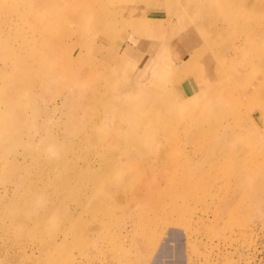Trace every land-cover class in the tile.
I'll list each match as a JSON object with an SVG mask.
<instances>
[{"label": "rangeland", "instance_id": "obj_1", "mask_svg": "<svg viewBox=\"0 0 264 264\" xmlns=\"http://www.w3.org/2000/svg\"><path fill=\"white\" fill-rule=\"evenodd\" d=\"M9 1L0 0V7ZM38 1L41 4L42 0ZM185 1L188 8L193 4ZM205 1L223 10V15L227 14L228 7L222 0H201V3ZM143 2L154 4L155 0ZM230 2L233 16L226 20L228 24L222 25L217 20L205 24L192 20L190 10L182 4L173 7L174 10L145 11L146 19L163 22L161 34L167 33L178 20L188 21L183 34L196 25L204 29L200 34L189 35L190 42L196 44L193 48L180 41L181 38L173 42L172 56L179 54L186 60L188 48L189 53L201 50V56L194 60L195 64L187 66L189 71L184 70L187 73L184 79L179 77L175 83L168 79L162 84L159 83L166 68L157 76L151 75L152 68L148 64L157 63L155 58L162 45L158 38L161 37L138 36L130 28L121 29L123 23L113 18L114 11L109 8L119 6L93 3L86 7L82 0H77L70 3L76 7L71 8L72 13H78L76 21L62 23L54 19V10L41 17L28 15L25 8L32 5L23 0L18 9L7 11L3 19L0 18V35L9 33L6 38L0 37V43L5 50L14 49L10 58L0 54V98L11 97L10 105H0L4 117L0 125L10 130L0 147V264H264V0ZM92 10L103 17V23L114 24V27L104 37L98 27L94 29L93 46L90 52L80 56L78 64L75 62L74 70L86 66V71L88 65L98 71L114 67L115 51L119 54L125 43L132 44L124 62L133 65L132 69L124 70L131 73L118 71L122 77L118 75L114 80L116 91L137 81L140 86L148 85L151 91L158 90L159 84L163 87L161 94L173 91L178 98L186 96L189 89L195 91L198 87L189 76L198 75L206 66L209 52L217 58L222 56L215 49L218 42L214 28L239 29L234 37V32L230 33V39L240 40L239 52L234 64L227 63L239 73L235 85L241 87V72L246 64L251 68L252 77L248 82L249 93L238 96L235 119L217 103L202 114L200 109L192 107L190 112L196 118L181 122L188 126L186 134H194L192 140H188L187 134L183 142L177 132L171 145L159 147L152 166L146 169L131 160L123 164H116L114 160L137 149L153 153L158 143L146 145L144 138L136 133L119 135L99 127L96 129L99 139L82 143L61 161L64 144L75 131L74 125L64 127L66 119L71 120L66 112L72 105L65 104L66 111H63V105L61 108L59 104L55 118L62 116L64 123L53 126L51 131L35 133L46 119L41 117L36 122L38 119L34 116L51 114L55 98H66L70 91L78 93V89L56 77L49 82L47 92L32 111L24 105L26 98L13 97V88L27 89V77L40 80V66L28 61L29 51L38 46L35 44L27 50V42L40 40L48 29L54 37H47L44 46L53 48L49 44L56 42L57 37L61 38L59 41H67L65 44L71 49L65 46L66 52L72 57L78 56L80 50L85 53L87 45L79 46L88 26L86 30L74 28ZM179 15L182 16L179 18ZM68 27L80 36L65 34ZM220 46L222 48L223 44ZM220 68L221 72L225 71ZM178 70L176 67L169 73ZM150 75L156 76L153 85H149ZM107 76L101 80L105 82ZM100 84L103 87L104 83ZM102 91L104 87L99 89V101L88 106L85 118L72 120L80 126L75 131L78 132L76 138L88 134L89 127L106 108ZM88 94L91 91L84 90L82 96ZM200 101L203 104L202 99ZM208 123L215 127L205 130ZM149 124V131L156 135L155 122L150 120ZM68 128L71 131L65 134ZM199 131H207V134L195 136ZM166 135L170 136L171 132L167 131ZM42 137L47 140H39ZM49 139L52 141L48 142ZM109 139L116 140L119 147L113 142L107 143ZM120 144L131 145L122 150ZM160 154L173 160L156 169L154 165L158 157H162ZM147 180L150 184L146 187ZM110 193L112 196L107 198ZM102 197H106V201Z\"/></svg>", "mask_w": 264, "mask_h": 264}, {"label": "bare ground", "instance_id": "obj_2", "mask_svg": "<svg viewBox=\"0 0 264 264\" xmlns=\"http://www.w3.org/2000/svg\"><path fill=\"white\" fill-rule=\"evenodd\" d=\"M76 1L77 0H42V2L40 1L41 4H39L38 0H27V2H29L30 5H32V8L34 10L28 7H26L25 10L28 15H35L38 17L39 16L41 17L50 10H54L55 11L53 12L54 19L58 18L56 20L57 21L61 20L63 21L62 23H65L66 20H68V22L70 21L72 22V21H76V18L78 16V13L71 12L72 11L71 8H76L72 6L73 2L75 3ZM82 1L83 4L86 5V7L88 4L92 5L93 3L106 4L107 7L108 5L119 6L120 8L119 7L118 8L109 7V8L114 11L113 18L115 20L119 18L120 22L123 23L121 25V29L130 28L138 36L144 35V37L148 36L155 39L158 36L161 37L158 38L159 40H162L161 41L162 45H160L158 55L155 58L157 63L155 62L148 63L149 66L152 68L151 75L154 74L157 76V74L160 71H163L164 68H166V72L161 75L163 77L159 84H162L165 80L168 79L174 81V83L177 82L178 79L180 78L184 79L185 73L189 71L188 70L189 68L187 69V66L190 67L191 65L195 64L194 60H196V58L199 59V57L201 56L200 53L201 50L199 51V49L198 51L194 50L189 53V48L190 47L193 48V46L196 45L194 42L193 44L192 41L190 42V40H192V37H189V35L190 34L194 35L195 33L200 34L201 30L203 31L204 29L202 28L201 25H198V27H196L197 25L194 24L196 25L195 27L193 26V28L189 30L188 33L185 32V34H183L184 29L188 25L187 23L188 21L184 22L183 20H178L176 21L175 24L169 27V31H167V33L164 32V34H161L163 22L160 21L156 22V20L146 19L145 11L147 9L152 10L153 12L154 11L161 12V10L166 11V8L172 9L176 5L182 4V7L186 6L187 9L190 10V15H191L190 18L192 20L195 21L197 20L199 23L201 22L204 24L210 23L211 21L214 23L216 22V20L219 21L221 25L228 24L229 22L226 20L229 19V16H233L232 13L233 8L231 6L232 3L230 2V0H226V1L222 0V4L224 3L225 6L228 7V12L226 15H223L224 11L223 10L219 11L213 5V3L206 4L205 1L204 4H202L201 0H190L193 2V4L189 8H188L189 5L186 4L185 0H155L154 4L152 2L144 3L143 2L144 0H82ZM171 1H173L174 3L172 4ZM21 3H23V0H10L7 4L3 5V7H0V18L3 19V16L7 11L18 9ZM169 12H166L165 14H168ZM180 16L182 15H179L178 17L180 18ZM102 18L103 17L100 14H97L92 10V12L89 13L85 18H83L80 24L74 28L77 30L78 28L82 27L84 28V30H86L85 26H88L87 27L88 32L86 31V33L84 34L85 39L83 42L80 40L81 43L79 46V48H82L84 47L83 46L84 43L87 45L85 53H82V51L80 50L78 56H76L75 58L71 56V53L66 52L67 51L66 48H68L69 46L65 44L67 43V41L64 39L59 41V39L61 38L58 39L56 37L57 39L56 42H52V44H49L53 48H50L48 45L47 46L43 45V42L47 40V37H50L51 39L54 37V34L51 33L49 29L42 34L40 40H37L36 42L28 41L27 50L29 48L31 49L33 46H35V44L38 46V49L35 47H33L31 50L29 49L30 51L28 53V61L31 63H37L40 66L39 67V72L41 75L40 80H34L32 79L31 76V77H27L28 78L27 87H26L27 89L25 88L14 89L12 87L13 90H15L13 97L19 100L26 98L27 102L24 105L27 104L29 106V109H31L32 111L36 110L35 107L37 104L41 102L42 95L45 92H47L49 82L56 77L63 78L65 81H68L70 84H72V86L78 89L77 91L78 93L70 91L66 98L64 96L55 98L52 101L51 114L47 112L46 114L42 113V115L38 114L34 116L35 119H38L36 120V122L37 121L39 122L41 117H45L46 119L45 121H43L42 125L38 128V130H36L37 132L34 130V132L37 134H39L38 132H42L43 130L51 131L53 126L63 125L64 121L61 120L62 116H60V118L57 117L55 118V112L59 110V104L61 108L62 105L64 108V105L68 103L72 105L71 107L72 109H67L66 115L68 117H71V120L67 121L68 119H66L67 124L64 125V127H68V126L71 127L74 125L73 127L75 131L78 130L80 127L79 124H77L76 122L74 124L72 120L85 118L87 114V108H90L88 106H92L95 102L99 101V97H98L99 89H102L104 87V92L102 91V95L105 96L104 100L106 101V106H105L106 108L98 116L96 122L89 127L90 130L88 134H84V136H82L81 138H76L75 136H78V132L75 131L72 132L73 137L69 140L68 143L64 144V151L60 156L61 161L65 160L68 157V155H70L76 148H79L82 143L88 144V142L90 141L93 142L95 141V139H99L98 138L99 135L96 133V129L97 127H99V128H107L109 132H114L119 135L136 133L137 136L144 138L146 145L149 144L151 145L152 143H154V141L155 144L158 143L159 146L156 147V150L154 151L155 153L154 152L150 153L147 149L144 150L137 149L136 151L127 152L126 155L124 156L121 157L118 156V158L114 160L116 164H123L126 162V160H131L135 162L137 165H139L140 166L139 168L146 169L147 167L152 166L153 157L159 151V147L161 145L163 146L171 145L172 142H174L173 136L177 132H179L178 133L180 135L179 137L181 140H183V142L186 139L187 134H188L187 137L188 140L190 141L192 140L194 134L193 133L186 134L185 132L187 131L188 126L186 127L184 126L185 124H181V122H190L191 120L196 118V115L190 112V109L192 107H197L198 109H200L201 111L200 114H202L204 112L208 113V109L209 110L213 109L214 103H217L221 106V109L223 111L226 112L229 111L231 113V119H235L234 116L237 108L238 96L240 93H245L248 91L247 90L249 85L248 82H250V79L252 77L251 68L246 64L241 72L243 76V83L241 84V87H239L238 84L235 85L234 83L238 79L239 73L233 67L230 68L227 63L229 62L231 63L230 65H232L233 60L235 59V57L239 52V48H238L239 47L238 45L240 44L239 38H234L233 40L230 39L231 38L230 33L234 32L232 34V37H234V35H236V33L239 31V29L235 30L234 27L232 30L226 29L225 31H222L221 30L222 28L220 30L214 28L215 31L214 36H216V40L218 42L215 49H217V51H219L220 55L222 56L220 58H217L215 56H212L210 52L208 55L206 54L207 57H209V59H206L207 62L205 64L206 66L199 71L198 75L192 74L189 76L191 78V81L197 84L198 86L197 89L195 91L189 89L188 91L189 94H186V96L184 97L178 98L176 97L175 94H173V91L172 92L165 91V93L161 94L160 88L163 87L159 84H158L159 86L158 90H152V91L148 90L151 89L149 88L148 85L145 84V86H140L137 81H134L135 82L134 84L130 82L132 84H129V86L126 87L125 86L120 87L122 89L119 88L117 89V91L113 88L114 87L113 85L116 82L114 80L117 79V76L119 75V77H122L121 73L123 72L124 74L128 72V71L126 72L124 71L126 69H129L128 67H131L132 69L133 65L130 66L129 63H128L129 65L124 64L126 60L125 53H127V49L132 44L129 45L128 43H125L126 46L123 48V52H121L122 54L120 52L118 54V52L115 51L114 57L117 60V62L114 64V67L111 68L105 67L102 70L98 71L95 68H90L91 66L88 65L89 68L86 69V71L84 69L86 66L84 68L82 67V70L80 69L74 70L75 62L76 64H78L77 61L82 59L81 57L83 56V54L90 52V49L92 48L91 46H93L92 45L94 42L93 36L95 35L94 29L98 27L99 31L101 32V36L104 37L105 33L111 32L110 29L114 27V24L107 22L103 23ZM54 21H52L53 24ZM73 33L75 32H72V30L68 27V31L65 34L68 35ZM8 35L9 33L3 32L0 35V37L6 38ZM161 35L163 36V39ZM75 36L79 37L80 33L76 32ZM177 39L183 41L184 44L189 46L188 51H186L188 54L186 60H182V56L179 54L176 56H172V54H174L173 50L175 49L173 48L175 47L173 45V42L174 41L177 42L178 41ZM221 44H223L222 48L220 46ZM206 45L207 43H205V48L207 47ZM13 51L14 49L5 50V48L2 47L0 43V54L3 55L4 57L10 58ZM176 51H178L177 47L175 52ZM228 55H230V57ZM225 56L226 58L227 57L228 58L227 59L224 58ZM165 60L166 61L168 60V63ZM176 67H178L179 69L177 73H169L172 69ZM220 67H223L225 71L221 72ZM8 68H11V66L8 65ZM185 69H187L186 72L184 71ZM118 71H120L121 73L119 74ZM181 73L182 76H180ZM106 75L108 76L105 78L106 79L105 82H103L104 79L103 80L101 79ZM156 76L150 77L149 85L154 84L153 82ZM100 83L102 84L104 83L103 87L101 86ZM84 90H86V92L91 91V94L82 96ZM247 93H249V91ZM10 98L11 97L8 95L1 97L0 105L2 106L10 105ZM201 99L203 104L200 101ZM63 111H66L65 108ZM3 119L4 117L0 113V124L3 121ZM150 120H153L155 122L156 128L158 127V132L156 135L153 132L149 131L151 127L149 124ZM219 120L222 122L223 118L220 117ZM109 124L112 125V127L107 126ZM213 127H215V125H213L212 123H208L205 130L208 131L210 128ZM9 131L10 130L5 128L2 129V126L0 125V147H1V140L7 138V136L9 135ZM70 131L71 130L68 128L65 134H68ZM167 131L171 132L170 136L166 135ZM207 131L205 133H203V131L196 132L195 136H200L203 134L206 135ZM177 135H175L174 137H176ZM65 136L67 137V135ZM62 139L63 137H61V140ZM39 140L46 141L47 139L45 137H42ZM50 141L52 140L49 139L48 142ZM58 142L59 141L56 138V144H58ZM111 142H113V145L115 147H119V144L117 143L116 140L109 139L107 141V143H111ZM10 144L11 143H7V145ZM130 145L131 144H125V145L120 144L122 150L128 149ZM145 147L147 148V146ZM172 160L173 159L168 155L162 157L159 156L158 161L155 162L156 164L154 165V168L160 169V167H163ZM149 184L150 182L149 180H147L145 182V186L147 187ZM111 196L112 194L110 193L106 197L110 198ZM106 197H102V199L105 200Z\"/></svg>", "mask_w": 264, "mask_h": 264}]
</instances>
